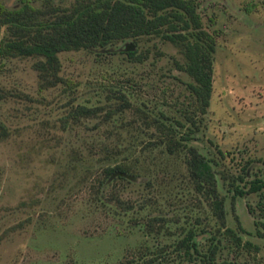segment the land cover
<instances>
[{"label":"rangeland","instance_id":"1","mask_svg":"<svg viewBox=\"0 0 264 264\" xmlns=\"http://www.w3.org/2000/svg\"><path fill=\"white\" fill-rule=\"evenodd\" d=\"M75 1L29 0L47 10L46 17ZM196 1L215 43L208 104L192 141L217 162L224 225L248 242L234 245L193 189L181 157L158 148L148 150L145 160L136 150L134 178L104 188L122 198L121 205L108 207L95 198L97 166L86 143L117 125L89 128L92 118L62 122L61 116L75 102L117 104L119 92L132 105L113 113L117 123L135 117V104L153 113L174 108L164 99L182 98L190 77L175 65L181 60L177 47L151 33L136 37L131 54L117 39L103 47L57 51L59 79L52 84H39L32 63L41 55L0 58V264H130L136 247L158 240L165 242L168 259L150 264H188L171 242L189 225L199 229L195 238L202 251L210 237L218 239L214 260L264 264V203L258 204L256 191L232 195L228 183L244 160L246 178L264 177V0ZM20 2L0 0L5 6ZM128 130L136 135L142 128ZM135 209L142 219L147 213L161 216L157 222L166 229L144 233L132 221L131 216L138 220Z\"/></svg>","mask_w":264,"mask_h":264},{"label":"trees","instance_id":"2","mask_svg":"<svg viewBox=\"0 0 264 264\" xmlns=\"http://www.w3.org/2000/svg\"><path fill=\"white\" fill-rule=\"evenodd\" d=\"M46 12L48 11L31 4L29 0H21L17 6H5L0 3V28L3 29L0 33V58L17 54L41 55L32 63L37 69L40 85L52 84L59 79L56 72L59 65L56 52L61 49L79 46L103 47L117 39L125 41V52L131 54L135 51L133 44L136 37L151 33L160 34L177 47L181 60H175V65L190 77L184 82L186 91L182 98L164 99L174 107L168 108L170 112L157 108L153 113L144 106L135 104V117L120 119L119 124L115 121L113 113L132 105L122 92L117 95V104H106V107L83 102L69 105L61 116L62 122L92 118L89 128H96L99 124L110 121L114 126L117 125L114 130L106 129L107 132H101L86 143L87 154L94 155L92 165L97 166L93 169L96 179L94 187L97 191L95 198L108 207L124 202L114 192L105 191L104 188L117 180L134 178L137 174L134 170L138 158L136 150L144 159L148 150L158 148L163 154L181 157L193 189L200 194V199L207 202L223 226L222 231L234 245L247 243L248 241L241 240L232 227L224 225L225 210L223 196L217 190L215 158L205 155L192 141L208 104L215 43L213 31L207 30L201 24L197 1L78 0L50 17L44 15ZM134 125L142 128L136 135L128 130ZM0 128L3 129L1 123ZM217 151L221 153L219 148ZM246 163L247 160H244L240 170L228 180L232 195L256 191L258 204L262 205L264 177L253 175L246 178ZM149 183V180L145 181V184ZM126 207L131 206L126 204ZM135 211L138 220L131 216L132 221L139 223L144 233H159L166 229L161 228L162 222H157L164 220L161 216L147 213L142 219V214L137 212V209ZM198 230L194 225L185 226L183 233L171 242L174 252L180 253L181 257L186 256L188 264H194L196 261L206 264H231L229 259L214 260L218 239L213 240L210 237L205 251L198 247L195 238ZM164 248L165 242L159 240L151 247L144 243L142 247L134 249L133 263L130 264H150L163 256L167 260ZM167 255L170 256L168 252Z\"/></svg>","mask_w":264,"mask_h":264}]
</instances>
